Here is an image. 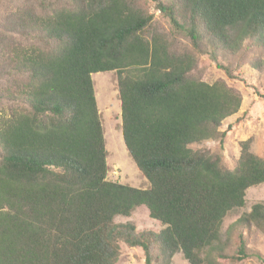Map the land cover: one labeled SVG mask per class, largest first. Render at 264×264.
<instances>
[{
  "label": "trees",
  "instance_id": "16d2710c",
  "mask_svg": "<svg viewBox=\"0 0 264 264\" xmlns=\"http://www.w3.org/2000/svg\"><path fill=\"white\" fill-rule=\"evenodd\" d=\"M205 57L228 80L243 65L264 73V0H0V264H120L123 244L144 264L260 258L249 240L264 232V203L222 238L225 217L264 184V155L250 137L225 164L221 128L243 96L209 79ZM106 71L147 188L108 179L92 78ZM139 207L162 228L116 221Z\"/></svg>",
  "mask_w": 264,
  "mask_h": 264
},
{
  "label": "rangeland",
  "instance_id": "374dc122",
  "mask_svg": "<svg viewBox=\"0 0 264 264\" xmlns=\"http://www.w3.org/2000/svg\"><path fill=\"white\" fill-rule=\"evenodd\" d=\"M155 19L167 25L166 19L159 11L152 8ZM230 62L227 61V64ZM202 67L205 68L209 79H227L226 73L217 68L216 64L206 57ZM201 67V68H202ZM202 68V69H203ZM237 79L228 80L241 91L243 102L238 113L226 118L222 125V130H226L228 125L231 129L228 132L224 149L221 151L218 142L208 141L204 146L213 151H221L224 156L225 164L234 167L237 156L240 153V142L250 137L253 138L251 150L256 155H264V73L254 71L246 66L235 69ZM98 108L104 128L106 149L108 152L107 163L109 166L108 179L119 181L137 188L149 187V181L137 168L131 158L123 140L121 102L119 98L117 74L114 71L98 72L92 75ZM201 145H194L198 149ZM264 203V184L253 186L246 192V206L231 211L224 219L222 224V238L226 239L228 227L235 222L244 211H249L255 203ZM117 222H133L138 230L153 229L160 230L161 225L151 219L146 207L137 208L130 217L118 216ZM249 248L258 252L256 255L244 260L241 264H264V232L253 229L249 240ZM236 249L235 239L232 238L228 243V250ZM120 264H144L143 252L139 248H130L123 244L122 259ZM172 264H189L179 252L173 257Z\"/></svg>",
  "mask_w": 264,
  "mask_h": 264
}]
</instances>
